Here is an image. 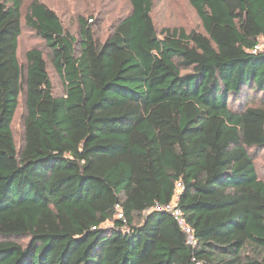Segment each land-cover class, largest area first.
Here are the masks:
<instances>
[{
  "label": "trees",
  "instance_id": "1",
  "mask_svg": "<svg viewBox=\"0 0 264 264\" xmlns=\"http://www.w3.org/2000/svg\"><path fill=\"white\" fill-rule=\"evenodd\" d=\"M188 1L202 32L160 34L131 0L101 41L34 0L56 96L42 50L19 61L23 0H0V264H264V0ZM178 191L195 245L155 209Z\"/></svg>",
  "mask_w": 264,
  "mask_h": 264
},
{
  "label": "rangeland",
  "instance_id": "2",
  "mask_svg": "<svg viewBox=\"0 0 264 264\" xmlns=\"http://www.w3.org/2000/svg\"><path fill=\"white\" fill-rule=\"evenodd\" d=\"M34 0H23L21 9L22 34L19 38L18 58L27 66V52L33 48L43 51L56 96H64V81L52 63V56L46 42L27 24L26 15ZM46 2L60 16L66 30L80 37L82 20H87L97 39L104 41L117 23L132 9L131 0H41ZM152 16L161 34L164 28H184L187 32L203 31L201 20L188 0H154ZM26 94L22 91L20 104L13 120L14 138L21 151L25 137ZM255 162L260 176H264V149L255 152Z\"/></svg>",
  "mask_w": 264,
  "mask_h": 264
},
{
  "label": "built area",
  "instance_id": "3",
  "mask_svg": "<svg viewBox=\"0 0 264 264\" xmlns=\"http://www.w3.org/2000/svg\"><path fill=\"white\" fill-rule=\"evenodd\" d=\"M252 51L254 53L257 52H264V38L259 40L253 47ZM183 187V184L181 182L178 183V188L181 189ZM179 201H180V192L178 191L172 201L167 205H157L155 209L157 210H165L170 212L174 218L179 222L180 226L182 227L183 231L186 233L188 242L191 245L196 244V239L194 236V232L190 224L187 222L186 217L183 214L182 209L179 207ZM120 217L122 214L119 215Z\"/></svg>",
  "mask_w": 264,
  "mask_h": 264
}]
</instances>
